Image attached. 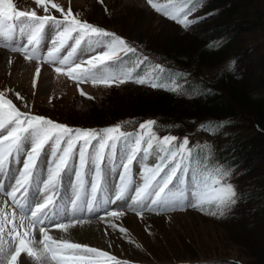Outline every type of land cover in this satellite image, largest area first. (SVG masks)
<instances>
[{
  "label": "snow or ice",
  "instance_id": "snow-or-ice-1",
  "mask_svg": "<svg viewBox=\"0 0 264 264\" xmlns=\"http://www.w3.org/2000/svg\"><path fill=\"white\" fill-rule=\"evenodd\" d=\"M146 2L185 30L203 19L193 14L205 0ZM34 3L44 15L18 10L14 0H0V47L37 62L34 88L41 75L39 65L44 63L77 85L112 87L131 81L182 95L210 91L188 84L186 73L156 62L125 38L82 19L70 6L65 9L54 0ZM52 9L61 18L52 15ZM44 43L51 45L46 51L41 47ZM89 52L95 54L87 56ZM8 91H0V193L12 205L6 199L0 206V264H28L29 258L36 264L45 260L51 264H122L96 247L53 237L50 227L67 232L83 226L100 207L117 201L123 203L106 211V217L123 216L128 208L143 218L144 211L184 207L205 211L206 206L209 214L223 216L240 199L232 183L233 166L221 163L208 146L193 154L187 136H158L156 120L139 122L131 130L124 127L130 121L102 129L72 127L21 111ZM80 95L87 93L81 89ZM15 97L22 99L19 92ZM221 126L200 127L212 132ZM150 157L152 163H146ZM134 163L140 166L137 175L142 182L133 188ZM114 172L118 185L106 188ZM62 184L66 190L74 189V198L66 203L58 195ZM102 191L112 195L98 199ZM119 231L127 234L128 230L119 227Z\"/></svg>",
  "mask_w": 264,
  "mask_h": 264
},
{
  "label": "trees",
  "instance_id": "trees-1",
  "mask_svg": "<svg viewBox=\"0 0 264 264\" xmlns=\"http://www.w3.org/2000/svg\"><path fill=\"white\" fill-rule=\"evenodd\" d=\"M78 13L89 17L83 8ZM151 14L166 27L158 38L148 34L152 39L137 47L156 62L186 73L188 84L210 91L182 95L131 81L113 85L115 94L103 93L101 105L90 109L75 126L102 129L130 121L124 127L131 130L139 122L156 120L158 136H187L193 154L208 146L221 163L235 168L232 183L240 199L231 211L215 216L207 206L205 211L187 208L199 220L218 227L227 240L217 238L211 248H201L195 242V227H179L168 234L179 251L165 254L163 244L158 243L144 249L140 256L145 260L152 258L156 264H264V57H259L264 51V0H205L193 14L203 19L188 30L156 11ZM141 18V12L121 8L110 13L109 24L97 26L128 38L125 26ZM257 33L263 40L251 42ZM208 124L222 126L212 132L200 127ZM196 136L202 141L196 138L199 143L194 144Z\"/></svg>",
  "mask_w": 264,
  "mask_h": 264
},
{
  "label": "rangeland",
  "instance_id": "rangeland-1",
  "mask_svg": "<svg viewBox=\"0 0 264 264\" xmlns=\"http://www.w3.org/2000/svg\"><path fill=\"white\" fill-rule=\"evenodd\" d=\"M62 7L67 9L69 6L78 13L82 8L86 11L87 16L81 17L86 20L87 18L96 21L95 25L103 26L110 23V13L118 11L119 9H135L137 13H142L141 22L129 21L125 26V38L131 41L136 46L143 45L147 40H151L152 34L154 38H158L159 34L165 29L166 25L157 21V18L152 15L155 10L147 4L146 0H54ZM18 5V10L31 11L35 10L38 15H44L43 9L34 3V0H14ZM91 13L96 16H90ZM52 15L60 17L54 9L50 10ZM89 12V13H88ZM150 13V14H149ZM118 18V17H117ZM115 22V19L113 20ZM117 21V20H116ZM146 21V23H144ZM93 24V23H92ZM152 27V28H151ZM109 32L111 30L106 29ZM115 33V32H114ZM263 37L257 33L251 37V42L262 41ZM71 43V41L69 42ZM51 45L48 43L42 44V50L46 51ZM67 51L65 49L61 55ZM100 51V49H97ZM95 53L89 52L86 55L91 56ZM259 57H264V51L259 53ZM9 58L12 59L11 64L8 63ZM35 60L29 62L23 58L20 53H13L8 48L0 47V91L11 89L7 95L13 102L20 108L21 111H31L33 114L42 115L52 119L55 122L61 123L70 122L72 127L85 128L84 126H75L77 123L83 121V116L87 115L90 109L95 106L101 105L100 98L103 93L112 95L115 94L116 88H108L103 85H92L91 83H82L77 85L74 81L64 75L57 74L53 67L49 64H40L41 75L36 82V87H33V80L35 78V68L37 67ZM87 93V96H81L80 90ZM19 92L22 99H17L15 93ZM91 96L93 99H88ZM113 97V96H111ZM25 104L28 107H25ZM52 115V117H50ZM82 117V118H81ZM64 122L62 124H64ZM67 124V123H66ZM71 126V125H70ZM198 130V129H196ZM197 134H202L198 133ZM202 137L196 136L193 139L194 144L199 143ZM79 147V145L77 146ZM23 159V157H21ZM153 158H149L146 163H152ZM14 168H19L20 165H14ZM140 166L135 163L132 166V187L134 188L138 183H141L140 177L137 175L140 172ZM119 169L117 170V172ZM117 173L114 172L108 181L106 188L118 185L116 178ZM73 183L75 180L73 179ZM131 194V193H129ZM58 195L63 197L66 203L69 198H74V189H65L62 184L59 188ZM112 195L111 191H102L98 194V199H104ZM19 196V194H18ZM7 199L8 204L11 206L12 201L0 193V206ZM123 202L117 201L116 204H110L100 207L90 219V223L84 224L87 228H92L91 235L75 236L73 228L67 232H62L55 227H50L49 234L55 238L69 239L73 242H79L91 247H96L100 250L108 252L110 255L115 256L118 260H129V262L137 263L140 261L152 262V258L147 257L148 261L140 255L148 250L149 247H157L158 243L162 248L163 253H169V250L179 251L177 244H174L173 237H168L172 231L175 233L179 227L193 226L196 229L197 237L195 238L196 244L204 248H211L210 245L219 240H227L225 235L218 230V227L210 225L207 221L201 219L195 213H188V207L183 209H169L167 211H144L143 218L136 215L132 208H128L123 216L118 218L106 217L105 212L108 210L116 209L118 205ZM97 217H104L97 219ZM200 223H199V221ZM112 223L118 225L117 228L111 226ZM80 226V225H77ZM119 227L126 228L127 234L121 233ZM130 240L132 242H130ZM155 245V246H154ZM217 246V245H216ZM160 247V246H159ZM187 247H190L187 245ZM233 256V252L229 253ZM26 254L22 253V257ZM245 258V257H243ZM148 262V263H149ZM158 262V261H157ZM159 263V262H158ZM28 264H36L31 258L28 259ZM43 264H51L50 261L45 260ZM156 264V263H154ZM161 264V263H160Z\"/></svg>",
  "mask_w": 264,
  "mask_h": 264
},
{
  "label": "bare ground",
  "instance_id": "bare-ground-1",
  "mask_svg": "<svg viewBox=\"0 0 264 264\" xmlns=\"http://www.w3.org/2000/svg\"><path fill=\"white\" fill-rule=\"evenodd\" d=\"M63 198V197H62ZM93 228V227H92ZM92 228H87L86 226H75L73 232L75 236H84L93 234ZM92 233L90 234V232ZM247 248V247H246ZM252 253V252H251ZM257 256V255H256ZM259 257V256H258ZM260 263V262H259Z\"/></svg>",
  "mask_w": 264,
  "mask_h": 264
}]
</instances>
